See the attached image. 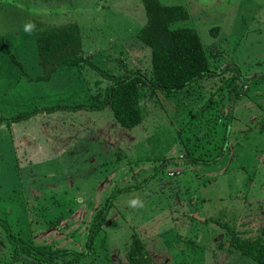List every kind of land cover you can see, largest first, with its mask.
Instances as JSON below:
<instances>
[{
  "label": "rangeland",
  "instance_id": "1",
  "mask_svg": "<svg viewBox=\"0 0 264 264\" xmlns=\"http://www.w3.org/2000/svg\"><path fill=\"white\" fill-rule=\"evenodd\" d=\"M160 2L188 10L175 26L197 31L211 70L264 74V0ZM67 23L80 26L82 54L96 68L62 67L46 78L37 33ZM145 24L141 0H0V218L11 229L0 226V264L37 263L14 251L11 234L86 250L104 198L145 178L115 201L75 264H126L134 234L155 264H257L232 247L228 228L249 237L264 225L263 80L235 103L228 149L211 165L182 157L219 148L230 109L228 90L218 87L232 72L188 93L142 87L135 128L121 127L110 107L72 109L106 97L112 81L103 74L150 76V49L137 38Z\"/></svg>",
  "mask_w": 264,
  "mask_h": 264
},
{
  "label": "trees",
  "instance_id": "2",
  "mask_svg": "<svg viewBox=\"0 0 264 264\" xmlns=\"http://www.w3.org/2000/svg\"><path fill=\"white\" fill-rule=\"evenodd\" d=\"M146 14V24L137 34V38L150 49L152 71L150 76L131 71L123 77H115L103 74L112 81L106 97L96 101L91 106L76 105L72 109L93 108L101 109L110 107L118 124L124 128H135L143 121L140 89L144 86L155 90H163L170 93L185 91L201 80L221 75L222 78L232 72V75L224 78L223 89L228 90L227 103L229 111L224 122V130L220 138V146L215 151L206 150L201 155L194 151L186 154L182 159L186 162L198 165H211L219 162L225 155L229 145V133L233 118V108L237 100L244 95L250 84L264 81V74L252 79L245 77L235 65L227 66L222 71L211 70L209 58L205 47L196 30L187 27H176L178 22H184L190 18V14L183 6L164 5L160 0H141ZM176 27V28H175ZM37 46L40 61L46 78H50L59 68L80 67L88 64L92 68L96 65L85 57L81 29L77 23H67L63 26H47L37 33ZM14 60V56L12 57ZM20 65V63H18ZM213 96V95H212ZM211 96V97H212ZM54 107L52 109H56ZM4 119L0 117V125ZM9 121V120H5ZM215 138L213 135L210 140ZM218 139L215 140V142ZM217 147V145H216ZM148 179H142L128 186L115 187L103 204L96 210L88 237L85 242L86 250L78 251L68 248L55 247L52 244H35L24 237L8 235L13 244L14 251L31 258L36 264H75L89 254L94 241L100 235L103 226L108 220L110 211L118 198L131 192L140 190ZM0 226L10 232V224L0 218ZM230 244L242 256L257 264H264V225L257 234L242 237L231 227L228 228ZM126 264H155L149 254L145 243L137 234L132 235L125 256Z\"/></svg>",
  "mask_w": 264,
  "mask_h": 264
},
{
  "label": "crops",
  "instance_id": "3",
  "mask_svg": "<svg viewBox=\"0 0 264 264\" xmlns=\"http://www.w3.org/2000/svg\"><path fill=\"white\" fill-rule=\"evenodd\" d=\"M11 126H12V123H11Z\"/></svg>",
  "mask_w": 264,
  "mask_h": 264
}]
</instances>
